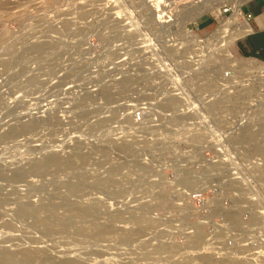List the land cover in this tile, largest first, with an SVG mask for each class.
I'll use <instances>...</instances> for the list:
<instances>
[{
	"label": "rangeland",
	"instance_id": "rangeland-1",
	"mask_svg": "<svg viewBox=\"0 0 264 264\" xmlns=\"http://www.w3.org/2000/svg\"><path fill=\"white\" fill-rule=\"evenodd\" d=\"M204 2L185 0L174 12ZM244 3L238 19L234 0H216L163 31L147 24L139 0H0L4 250L15 253L21 241L83 264H254L248 225L264 211L255 208L264 194L254 190L258 176L264 187V104L250 117L238 111L264 85L256 88L248 77L224 82L213 55L219 29L243 23ZM112 14L123 27L93 30ZM230 42L237 62L257 64L237 54V39ZM41 43L52 46L31 49ZM204 67L209 80L194 77ZM123 77L136 83L107 100L106 88ZM225 95L235 99L219 105ZM138 109L144 110L140 123L133 119ZM32 121L35 127L25 130ZM253 132L258 148L237 140ZM224 136L228 145L221 148ZM52 155L65 165L15 177ZM68 204L88 211L73 214ZM21 205L39 208L38 218L54 231L45 233L35 217H18ZM238 209L233 226L226 214ZM101 226L111 233L96 241L92 233ZM196 232L205 240L193 247ZM241 245L249 251L243 254ZM208 256L211 263L203 260Z\"/></svg>",
	"mask_w": 264,
	"mask_h": 264
},
{
	"label": "bare ground",
	"instance_id": "bare-ground-1",
	"mask_svg": "<svg viewBox=\"0 0 264 264\" xmlns=\"http://www.w3.org/2000/svg\"><path fill=\"white\" fill-rule=\"evenodd\" d=\"M203 1H205V2L202 5H200V6L191 7V8H188L187 10H185V12H184L183 15H179L178 13H175L174 10H177L178 5H180L182 2H185V0H139V4H140L139 7L141 6L142 9H143L142 11L143 12L145 11L146 12V15L149 16V18H147L148 21H149V22H147L148 25L149 24H152L153 26H158L160 30H163L164 31L165 29H167L166 31H169L170 28L174 24H176V22L179 19H183L182 21H184V23H185L186 21L191 20V18H193V17L194 18L195 17H198L205 10H208V9H210L213 6H216V4H215V1L216 0H203ZM244 1H246V0H234L235 10H234V15L233 16H234L235 19H238V17L241 15V12H240L239 7H240V5ZM116 14H117V12H116ZM115 16L116 17H120V15H115ZM76 17H78V16H76ZM112 17H113V14L110 17L102 18L101 21L97 25H95V27H94L93 30L95 32H100L102 30V28H106V27H112V28H121V27H123L121 25V21L116 20L117 18L116 19L115 18L113 19ZM181 24H182V22H181ZM70 25H71L70 23L65 24L64 25L65 30H69ZM92 26H94V25H92ZM163 31H161V32H163ZM248 31H249V26H248L247 23H245V22H243V23L240 22L239 23L238 22L233 27H228V25H226L225 27L220 28L218 34L216 35V40H217L218 43H220V46H219V50L217 51L219 54H217L215 51L214 52L212 51L213 52V55L215 57V60L214 59L213 60L215 62H217V63L219 61L220 64L222 65V69H221L220 75L222 76V79H223L224 82H233V80H235V79L238 81V80H240L243 77L246 78L248 76H252V74H254V73L257 74V75H259V76H264V65L258 64V63L257 64H255V63L252 64V63H241V62H237L236 59H234L231 56L229 50H227V44L230 41H232V40H234V39H236V38H238L240 36L245 35ZM82 33H83V30H82ZM51 46H50V43H41V44L33 45L31 49L32 50H35V51H38V52L39 51H42L43 52V51L51 48ZM171 51H168V52H171ZM230 71L233 73V75H232L231 78L226 79L227 77H225V75L228 72H230ZM210 75H212V73H210V70H208L206 67H204L201 71L197 72L194 77H196V78H203V79L209 80ZM135 83H136L135 79H133L131 77H123L117 84H115L116 85L115 87H112V86L111 87H107L106 90L104 91V96L107 98V100L108 99L109 100L110 99H113L115 97V94L117 92H119V93L122 92V89L125 86H126V88H127V86L128 87L129 86L132 87V85L135 84ZM126 88H124V89H126ZM206 88H208V87H206ZM124 89H123V91H124ZM128 90H130V89L128 88ZM261 94H262V95H260L261 98L259 97V100H260L259 102L260 103L254 104V106L252 107V110H254V111L251 112V113H254L255 112V108L258 105L264 104V92L261 91ZM232 99H235V98H231V97L225 95L221 99H219V102L218 103H219V105L225 104V103L229 102ZM213 105H215V104H213ZM35 122L36 121H32L29 124L28 127L27 126L25 127V130L26 129H33L35 127V125H36ZM258 139H259L258 138V135L255 134V132L251 133L247 138L246 137L237 138L238 141H241L243 143L246 141V144H247V142H250V143L251 142H254L255 145L253 144L254 145L253 148H255V149L258 146L257 145L258 144L257 143ZM63 164L64 163L61 162L57 157H55V156L52 155V156L43 158V159H41L38 162H35L31 166V168L29 167L30 168L29 170H27V169L26 170L18 169L16 171V173H15V177L16 178H22L23 176H27V174H28L29 171L41 172V171L47 169L48 167H50L52 165H57V166L61 167V165H63ZM190 178L188 177L189 180H190ZM70 186H71V184H70ZM70 189L72 191V186H71ZM74 191H75V189H74ZM161 198H162V196H161ZM68 205H70V211L73 214H77L79 216L86 215V213L88 211L87 209H83V208L78 209L76 207H73L74 205L71 206V204H68ZM45 210L48 213H51L52 214L51 207H47ZM39 211H40L39 208L34 207L32 205H21V206H19V208L17 210V216L18 217H26V216L31 217L32 216L33 218L35 217L36 222L39 223V225L43 227V230H44L45 233H52L54 231L53 225H51L50 223H47V221H49V220L45 221L43 219H39L38 218ZM229 211H231V212H229L227 214L225 213L226 214V218L229 221L232 222V225L233 224L234 225L237 224V221H238V218L237 217H238V211H239V209L238 210H235L233 212H232V210H229ZM63 226H64V223H62L61 227H63ZM110 227L111 226H101V227H99L97 230H95V232L92 233V238H94L97 241V240L103 239L106 236L110 235V233H111ZM196 233H198V232H196ZM203 235H204L203 233L201 234V232H199L194 237L192 236L193 238L191 239V244L190 245H192L194 247L197 244L198 245L202 244V242L205 240L204 237H203ZM129 238H130V236H124V237H122V240L123 241H128ZM20 243H21V246L20 247L16 245L19 248H18V250L15 253L8 252V251L4 250L3 247L0 246V264H83V261H84L82 258H79V257L71 258V259H69V258L56 259V256L54 257V255H48L45 252H43L44 250H38V249L32 248L30 246H25V245L22 246V242L21 241H20ZM203 260L206 263L207 262L208 263H211L213 261L209 256L208 257H204ZM225 261L222 262V260H221L220 262H222V264H228L227 263L228 260H227L226 263H224ZM234 262H236V261H234ZM230 263L231 264H234L233 262H230ZM237 263H240L241 264L243 262L238 261Z\"/></svg>",
	"mask_w": 264,
	"mask_h": 264
},
{
	"label": "built area",
	"instance_id": "built-area-1",
	"mask_svg": "<svg viewBox=\"0 0 264 264\" xmlns=\"http://www.w3.org/2000/svg\"><path fill=\"white\" fill-rule=\"evenodd\" d=\"M243 57V56H242ZM246 59H251L255 62H259V63H263L264 61L260 60V59H256V58H247L244 57ZM233 75V73L230 71L228 72L225 77H227L226 79L231 78ZM223 82V81H222ZM247 82H252L253 85H255L256 88H259V86L264 85V76H259L257 74H252V76H248V80ZM224 88V85L222 83V89ZM248 100V106H246V109H241L238 111V113H240L241 116L243 117H250L252 115H254V113L251 114V109L254 106V104L256 103H260L259 101V97L254 96L252 94H250V96L247 98ZM144 110L143 109H138V111L136 110L134 112V120L136 121V123H140V121L142 120V117H144ZM208 113V112H207ZM209 114V113H208ZM210 115V114H209ZM226 138L227 136H224L223 139H221L218 142V145L221 148H226L227 147V142H226ZM211 144V143H210ZM212 145V144H211ZM211 147V146H210ZM261 177L258 176L255 180V193L258 195V197H260V195L263 196L264 194V190L262 187H260L259 183L262 179H260ZM260 180V181H259ZM196 196V193L193 194V197ZM264 207V202L261 198L257 199V201L255 202V208H262ZM257 214L255 215V221H253L252 223H250L248 226H250L252 228L251 230V237L249 238V245H251V249H254L255 252H253V255L255 256L252 260L254 262V264H264V220L261 221V217H263V215H259V214H264V211L262 210H258L256 211ZM243 227V226H242ZM242 241V240H241ZM248 245V244H246ZM240 247H243L242 249H244L243 254L248 252L249 249L243 245H241ZM245 260H248L247 258H244Z\"/></svg>",
	"mask_w": 264,
	"mask_h": 264
},
{
	"label": "crops",
	"instance_id": "crops-1",
	"mask_svg": "<svg viewBox=\"0 0 264 264\" xmlns=\"http://www.w3.org/2000/svg\"><path fill=\"white\" fill-rule=\"evenodd\" d=\"M242 12L241 19L248 24L249 31L236 38V52L243 57L264 61V0H246L242 6Z\"/></svg>",
	"mask_w": 264,
	"mask_h": 264
}]
</instances>
